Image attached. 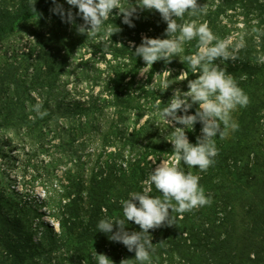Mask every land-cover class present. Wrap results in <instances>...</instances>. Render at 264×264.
<instances>
[{
    "label": "trees",
    "instance_id": "16d2710c",
    "mask_svg": "<svg viewBox=\"0 0 264 264\" xmlns=\"http://www.w3.org/2000/svg\"><path fill=\"white\" fill-rule=\"evenodd\" d=\"M57 2L66 10L71 7L67 0ZM130 2L135 4V0ZM33 3L36 11L31 7ZM198 3L207 6L205 12L192 17L186 13L184 19L196 20L198 24L207 22L220 39L226 35L221 18L229 11L246 17L256 13L259 21L254 26L260 31L247 32L244 47L237 48V42L229 47L237 59L215 61L237 80L250 102L247 107H238L231 113L232 120L239 125L238 130L229 129L223 139L216 138L218 155L207 171L189 168L180 160L178 167L200 177L199 184L212 203L183 214L174 213V225L149 230L155 249L151 264H264V63L259 61L260 53H264V0H198ZM53 7L52 0H0V40L27 28L30 22L34 26L48 22V31L40 32L33 27L37 42L29 46L31 52L20 53L28 56L24 70L13 61L0 67V130L14 131L36 145L47 139L49 126L57 122L58 116L72 123L70 127H61L59 134L68 135V141L62 145L78 143L81 138L78 135L95 130L93 134L100 136L103 152L87 180L80 177L68 180L59 225L68 237H86L79 251L86 264H96L92 259L95 252L110 255L114 264H120L122 259L133 260L135 253L129 252L122 243L111 241L110 234L100 232L97 225L101 219H125L120 201L132 192L145 190L142 182L150 173L143 166L141 155L133 160L125 157L121 147L109 151V146L117 142L135 148L143 129L134 128L126 133L121 124L135 106L137 95L132 91L133 85L147 67L141 57H135V48L130 42L138 46L143 36L167 38V24L155 10L138 9V18L133 17L134 27H130L123 23L119 10L114 9L100 33L87 37L77 32L76 25L83 23L80 16H76L75 24L66 23L50 11ZM71 10L74 14L78 12L75 7ZM108 27L114 30L118 27L120 31L102 39ZM197 43L198 39L184 42L182 52L171 57L169 63L160 60L149 65V77L160 67L172 65L184 69L186 80L196 79L198 74L193 73L184 57L198 52ZM84 45L92 50L90 58L100 54L108 67L107 76L100 78L106 96L93 101L85 117L77 110L84 105L81 101H75L72 106L55 101L57 92L65 87L64 75L71 74L73 62ZM108 53L111 54L109 59ZM90 58L81 54L79 64L89 63ZM73 72H76L75 67ZM37 102L42 104L41 111L47 112L43 118L32 110ZM110 106L115 108L116 117L105 111ZM197 108L198 105L193 106V114ZM195 125L197 128L186 130L193 144L201 135L202 127L199 122ZM146 146L150 149L147 155H153L157 161L163 152L175 154L167 141ZM77 152L73 151L71 157L79 167L82 157ZM148 190L154 197L161 196L153 184ZM22 218L0 203V264H28V253L37 251L34 233ZM125 226L129 232L141 231L138 225L126 219ZM40 262L38 258L33 260V264Z\"/></svg>",
    "mask_w": 264,
    "mask_h": 264
},
{
    "label": "clouds",
    "instance_id": "9594fccd",
    "mask_svg": "<svg viewBox=\"0 0 264 264\" xmlns=\"http://www.w3.org/2000/svg\"><path fill=\"white\" fill-rule=\"evenodd\" d=\"M35 3L31 4L34 10ZM52 3L54 7L50 11L66 23L75 24L76 16H80L83 23L76 25L77 32L87 37L100 33L104 21L109 19L114 9L119 10L123 23L130 27H134L132 20L133 17L138 18V9L158 12L167 24V38L143 36L138 46L130 42V46L135 48L133 54L141 57L146 66L160 60L169 63L171 57L179 56L182 52L184 42L198 39V52L184 57L193 73L198 74L197 78L188 81V91L174 90L162 110L157 105L158 114L174 129L168 141L173 146L177 161V164L161 162L150 174L149 182L161 196L154 197L145 189L132 192L127 199L120 201L124 218L138 225L141 231H127L125 219H101L97 225L100 232L110 234L111 241L122 243L129 252H134L135 260L140 264H151V254L155 249L149 230L174 225V213L183 214L212 203L199 184L200 177L178 167V162L182 160L189 168L198 167L201 171H207L218 155L216 138L223 139L229 129L238 130L239 125L232 120L231 113L238 107H247L249 96L231 74L215 63L217 60L234 61L237 56L229 51L230 42L214 35L207 22L198 24L196 20L184 19L186 13L192 17L205 12L207 6L199 4L198 0H135V4L130 0L126 3L125 0H67L69 6L78 9L75 14L71 7L66 10L57 0H52ZM119 31L118 27L115 30L108 27L102 39ZM253 31L260 30L254 28ZM236 47H244V44L241 42ZM259 61L264 63V56ZM193 105H198L195 114H188ZM41 109L39 102L32 106V110L43 118L47 112ZM178 112L183 115H178ZM197 122L202 125L201 135L193 144L186 130H193ZM92 259L96 264H114L105 254L95 252ZM120 264H132V259H122Z\"/></svg>",
    "mask_w": 264,
    "mask_h": 264
},
{
    "label": "rangeland",
    "instance_id": "374dc122",
    "mask_svg": "<svg viewBox=\"0 0 264 264\" xmlns=\"http://www.w3.org/2000/svg\"><path fill=\"white\" fill-rule=\"evenodd\" d=\"M255 14L254 12L246 17L238 12L229 11L227 16L221 18L222 25L226 26L224 30L226 35L223 40L229 41L230 45L235 42L237 45L243 43L244 35L247 32H254V25L259 21ZM47 23L42 22L34 26L33 22H30L27 28L25 26L7 38L1 39L0 67L13 61L15 64H21L24 70L27 67L28 56L20 53L31 52L29 46L37 42L36 35L32 33L33 27L40 32L48 31ZM100 37L101 35L98 36L99 39ZM90 51H92L91 48L84 45L78 52V59L71 67V74L63 77L65 84V87H62L63 91L57 92L55 97L56 103L61 105L72 106L75 101H81L84 105L77 110L83 117L87 113V108L93 107V101L102 100L101 96H106L107 93L103 92L104 88L101 85V79L108 74L107 64L100 59V54L98 57L90 58ZM81 54L90 58L89 63L79 64ZM262 56H264L263 52L260 53V57ZM107 58H111L110 53ZM74 67L76 72H73ZM164 71L169 72L163 73ZM142 73L144 75L140 74L133 85L132 91L137 95L135 106L128 112L123 123L121 122L126 133L132 132L134 128H143L138 135L136 147L123 146L115 142L113 146H109V151L121 147L125 157L133 160L141 155V160H144L143 166L151 174L155 166L161 162L177 164L175 154L163 152L160 154V161H157L153 155H147L150 149L146 145L169 142L168 140L172 138L171 133L174 129L170 122L158 114L157 105L159 104V109L162 110L172 97L174 90L188 91V80H186L184 69L172 65L166 68L160 67L151 78L148 75V66ZM192 108L188 114H193ZM105 111L112 117H116L114 107L110 106ZM178 115L183 113L178 112ZM56 121L50 124L51 131L41 145L32 144L21 134L18 135L9 129L0 130V203L1 207L21 215L34 233L37 251L28 253V264H33L35 258L41 261L39 264H84L85 262L79 251L86 237L66 236L59 225V217L62 205L66 201L64 195L65 186L69 184L68 180L75 177L88 179L99 154L103 152L102 143L100 136L93 134L95 130H91L78 135L81 137L78 143L62 145V142L68 141V135L64 131L66 136L59 134L62 132L61 127H70L72 123L61 116L56 117ZM262 121L264 122V119ZM194 128H197L196 125ZM262 144L264 145V140ZM75 150L82 157V166L78 167V163L72 160L71 153ZM103 155L105 158L106 153ZM104 158L103 160H106L107 157ZM179 163L180 161L178 166ZM150 184L149 177L142 182V186L147 190ZM97 248L98 246L93 251ZM132 261H136L135 258Z\"/></svg>",
    "mask_w": 264,
    "mask_h": 264
}]
</instances>
